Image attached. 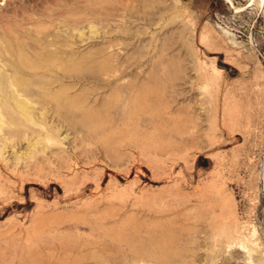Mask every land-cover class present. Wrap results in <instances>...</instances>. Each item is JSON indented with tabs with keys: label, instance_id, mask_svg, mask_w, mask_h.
<instances>
[{
	"label": "rangeland",
	"instance_id": "1",
	"mask_svg": "<svg viewBox=\"0 0 264 264\" xmlns=\"http://www.w3.org/2000/svg\"><path fill=\"white\" fill-rule=\"evenodd\" d=\"M0 264H264V0H0Z\"/></svg>",
	"mask_w": 264,
	"mask_h": 264
},
{
	"label": "bare ground",
	"instance_id": "2",
	"mask_svg": "<svg viewBox=\"0 0 264 264\" xmlns=\"http://www.w3.org/2000/svg\"><path fill=\"white\" fill-rule=\"evenodd\" d=\"M14 79H15V77H14ZM16 80H17V77H16ZM20 80H21V79H20ZM7 82H12V81L10 80V81H7ZM20 82H21V81H20ZM18 83H19V80H18V82H16V83H15V81H14V84H16V86L19 85ZM9 84H10V83H9ZM17 84H18V85H17ZM9 87L11 88V84H10ZM12 88H13V86H12ZM15 89H16V88H15ZM13 90H14V88H13ZM14 92H15V91H14ZM18 96H19V95H17V94L15 93V97L18 98ZM16 98H15V100H17ZM18 100H20V101L22 102V104H23V100H22L21 98L18 99ZM24 101H25V100H24ZM25 106H26V105H25ZM22 109H23V108H22Z\"/></svg>",
	"mask_w": 264,
	"mask_h": 264
}]
</instances>
